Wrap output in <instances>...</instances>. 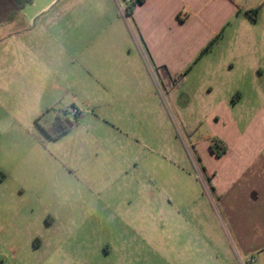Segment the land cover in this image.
Here are the masks:
<instances>
[{"label":"rangeland","instance_id":"374dc122","mask_svg":"<svg viewBox=\"0 0 264 264\" xmlns=\"http://www.w3.org/2000/svg\"><path fill=\"white\" fill-rule=\"evenodd\" d=\"M52 1L0 30V264H204L197 245L217 228L197 180L208 133L197 95L184 90L188 109H176L157 74L156 89L143 76L110 85L79 44L122 30L76 23ZM74 111L71 132L53 140L57 117Z\"/></svg>","mask_w":264,"mask_h":264},{"label":"crops","instance_id":"0c3cea01","mask_svg":"<svg viewBox=\"0 0 264 264\" xmlns=\"http://www.w3.org/2000/svg\"><path fill=\"white\" fill-rule=\"evenodd\" d=\"M64 3L76 23L89 19L91 28L117 24L122 30L97 47L89 39L79 44L90 53L83 62L96 74L112 86L148 77L155 89L157 74L176 109H188L181 92L196 94V123L207 129L205 137L227 145L221 157L212 154L207 138L196 145L203 163L197 179L203 204L217 228L203 234L198 260L264 264V0H144L131 19L121 16L119 0ZM26 8L12 22H24ZM91 48L101 49V55L93 56ZM192 77L200 79L195 89L187 88ZM179 229L189 246V233Z\"/></svg>","mask_w":264,"mask_h":264},{"label":"trees","instance_id":"16d2710c","mask_svg":"<svg viewBox=\"0 0 264 264\" xmlns=\"http://www.w3.org/2000/svg\"><path fill=\"white\" fill-rule=\"evenodd\" d=\"M35 0H0V26L8 23L13 20V18L18 15L22 10L26 8L28 5H32ZM144 0H131L127 3H125V16L128 19H131L133 16V11L137 4L143 3ZM259 10L252 11L253 14H256ZM207 48L206 50H208ZM205 50V51H206ZM182 80V79H180ZM76 120L78 121L80 118V113L76 111ZM62 118L60 116L57 117L55 123L52 126V130L56 132V134L52 137L53 140H58L61 137L65 136L71 131V128L73 127V123L69 125V127L62 129ZM210 150L217 156L221 157L223 156L226 151L227 147L226 145L218 140V139H212L210 143ZM198 160L200 161V157H198ZM202 168V166H201Z\"/></svg>","mask_w":264,"mask_h":264},{"label":"flooded vegetation","instance_id":"af4514ba","mask_svg":"<svg viewBox=\"0 0 264 264\" xmlns=\"http://www.w3.org/2000/svg\"><path fill=\"white\" fill-rule=\"evenodd\" d=\"M60 117L62 118V121H63L62 129L69 127V125L72 124L73 119L76 120V114L75 116H71V113L69 112H64Z\"/></svg>","mask_w":264,"mask_h":264},{"label":"built area","instance_id":"2783aa9c","mask_svg":"<svg viewBox=\"0 0 264 264\" xmlns=\"http://www.w3.org/2000/svg\"><path fill=\"white\" fill-rule=\"evenodd\" d=\"M122 10L124 11V13H125V9L124 8H122ZM75 112V111H74ZM251 262H253V260L251 261Z\"/></svg>","mask_w":264,"mask_h":264}]
</instances>
